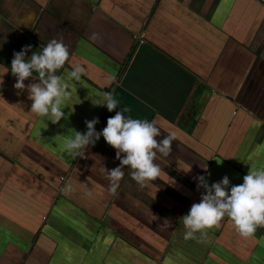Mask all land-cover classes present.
I'll return each mask as SVG.
<instances>
[{"label": "crops", "instance_id": "1", "mask_svg": "<svg viewBox=\"0 0 264 264\" xmlns=\"http://www.w3.org/2000/svg\"><path fill=\"white\" fill-rule=\"evenodd\" d=\"M52 39L70 53L57 123L11 73L14 52L32 45L30 59ZM104 92L112 112L92 103ZM125 107L175 139L156 180L141 188L124 166L112 195L116 149L101 136L79 157L65 143ZM249 170H264V0H0V264H264V227L244 238L225 218L205 242L184 239L205 193L195 178L227 175L230 190Z\"/></svg>", "mask_w": 264, "mask_h": 264}, {"label": "clouds", "instance_id": "2", "mask_svg": "<svg viewBox=\"0 0 264 264\" xmlns=\"http://www.w3.org/2000/svg\"><path fill=\"white\" fill-rule=\"evenodd\" d=\"M38 2L44 7L47 6V0ZM31 48L32 45H25L21 51L13 53L11 73L16 77L14 88L19 92L27 88L29 99L33 101L31 111L57 123L65 115L61 105L71 96L68 84L62 82L61 77L56 75L70 59L68 46L62 41L52 39L41 52H32L31 58L26 59V54ZM33 72L38 73L39 82L26 86L24 81L32 77ZM83 75H86L85 66L80 64L72 66L69 73L71 78L79 81ZM92 103L94 106L106 105L108 111L112 112L117 109L119 101L112 93L104 92L100 100H92ZM129 111L127 107L116 111L114 116L107 119V126L99 132L94 127L99 123L98 117L85 120L87 132L77 131L74 138L68 139L65 143L66 152L79 157H84V149L94 145L101 136L108 145L116 149V159L120 164L108 172L110 181L108 190L112 195L117 194L119 182L124 177L122 170L124 166H130L132 170L130 176L141 188L148 182L156 180L161 173L159 165L154 162L157 152L164 156L169 155L175 139L174 134H168L158 141L156 137L161 136V131L155 122L125 116ZM121 152L126 153V156L121 157ZM195 179L198 181L197 188L203 187L205 193L201 194V201L193 203L189 213L183 216L185 240L205 242L207 230L219 229L225 218L232 221L237 233L244 238L253 237L258 228L264 227V170H249L243 177V183L232 185L230 190L227 175L222 181L211 184L202 175ZM198 232L199 238L196 236Z\"/></svg>", "mask_w": 264, "mask_h": 264}]
</instances>
